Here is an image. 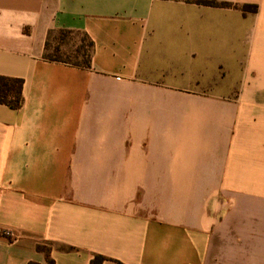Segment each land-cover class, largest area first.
I'll use <instances>...</instances> for the list:
<instances>
[{"label": "crops", "instance_id": "obj_1", "mask_svg": "<svg viewBox=\"0 0 264 264\" xmlns=\"http://www.w3.org/2000/svg\"><path fill=\"white\" fill-rule=\"evenodd\" d=\"M215 2L0 0V264H264V0Z\"/></svg>", "mask_w": 264, "mask_h": 264}, {"label": "rangeland", "instance_id": "obj_2", "mask_svg": "<svg viewBox=\"0 0 264 264\" xmlns=\"http://www.w3.org/2000/svg\"><path fill=\"white\" fill-rule=\"evenodd\" d=\"M49 49L52 56L74 63L84 62L90 54L89 41L81 34L55 33Z\"/></svg>", "mask_w": 264, "mask_h": 264}, {"label": "trees", "instance_id": "obj_3", "mask_svg": "<svg viewBox=\"0 0 264 264\" xmlns=\"http://www.w3.org/2000/svg\"><path fill=\"white\" fill-rule=\"evenodd\" d=\"M199 2L211 6H217L218 3L215 0H199ZM229 5V4H223ZM243 10L251 9L249 6H243ZM91 43L89 46L91 47ZM47 47L49 44L47 43ZM47 58L52 61H62L60 57L52 56L51 54L47 55ZM90 60V54L88 55V59L84 61L86 65ZM77 65V64H76ZM22 86L23 80L21 79H14V78H7L4 76H0V104L7 105L11 108H19L22 102ZM105 257L96 255L92 260L91 264H102L105 261Z\"/></svg>", "mask_w": 264, "mask_h": 264}, {"label": "built area", "instance_id": "obj_4", "mask_svg": "<svg viewBox=\"0 0 264 264\" xmlns=\"http://www.w3.org/2000/svg\"><path fill=\"white\" fill-rule=\"evenodd\" d=\"M6 234H8L9 232H5Z\"/></svg>", "mask_w": 264, "mask_h": 264}]
</instances>
